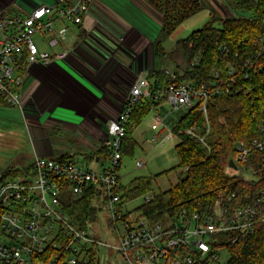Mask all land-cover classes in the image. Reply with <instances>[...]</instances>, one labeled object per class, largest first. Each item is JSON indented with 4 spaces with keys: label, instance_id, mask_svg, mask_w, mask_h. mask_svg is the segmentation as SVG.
Instances as JSON below:
<instances>
[{
    "label": "built area",
    "instance_id": "2783aa9c",
    "mask_svg": "<svg viewBox=\"0 0 264 264\" xmlns=\"http://www.w3.org/2000/svg\"><path fill=\"white\" fill-rule=\"evenodd\" d=\"M94 1L58 0L25 17L0 13V104L22 109L25 71L64 61L72 52V48L53 53L40 51L33 37H46V45L52 50L61 47L67 40V25H81ZM55 21L64 24L56 28ZM21 62L23 75H19ZM196 64L197 60H193L192 65ZM247 65L241 69L231 67L225 78L215 71L208 86L198 87L184 83L158 88L150 85L147 76L138 75L118 115L108 122L106 133L98 140L96 152L106 150L108 154L106 169L94 172L74 162L35 157L27 173L0 182V264H78L86 250L97 247L114 253L117 259L113 264H218L219 253L227 251L226 245L237 244L253 235L257 226L264 225V192L259 193L254 204H241L231 194L225 204L215 205L209 214L180 210L150 223L140 214L124 210L125 191L118 173L122 139L137 105L163 103L173 109H195L202 118V127L191 126L186 133L208 150V100L221 95H251L253 87L243 83L249 80L244 70ZM263 121L258 125L260 139L234 145L235 158L231 161L235 167L244 163L253 150L264 153ZM135 167L142 169L144 163L137 162ZM89 190L98 193L97 199L109 220L121 224L122 234L115 230L114 246L96 241L87 229H78L64 211V191L77 199ZM150 200L151 196H147L144 204Z\"/></svg>",
    "mask_w": 264,
    "mask_h": 264
},
{
    "label": "trees",
    "instance_id": "16d2710c",
    "mask_svg": "<svg viewBox=\"0 0 264 264\" xmlns=\"http://www.w3.org/2000/svg\"><path fill=\"white\" fill-rule=\"evenodd\" d=\"M160 16V35L152 44L153 58L165 55L162 41L172 36L186 20L202 11L200 0H143ZM234 16L210 21L201 29L192 32L186 39L176 43L186 62L183 75L175 80L166 79L159 70H153L148 80L150 85L161 88L170 84H192L208 86L213 73L219 72L225 78L231 67L249 73L251 95H221L208 100L207 110L211 128L203 148L200 143L187 135V130L196 125L202 127V118L195 109L188 110L172 129L178 139L175 146L177 165L174 172L177 182L166 192L152 193V180L156 177H139L129 183L125 197L130 200L149 194L151 200L135 211L150 223L160 222L165 216H173L180 210L190 213L209 214L215 205L225 204L231 194L241 204H254L261 191L264 192V153L251 151L244 163L239 164L242 173L251 174L253 179L228 176L229 161L235 158L234 145L260 139L258 129L264 119V0H232ZM223 48H225L223 50ZM197 60L196 65L191 61ZM19 75H23V62ZM150 78V79H149ZM157 103L137 105L122 139L121 157H130L135 149L133 132ZM264 125V121H263ZM98 155V154H97ZM107 151L100 150L98 161L106 162ZM58 162H74L73 157H61ZM7 177H1L2 182ZM66 188V186H65ZM98 193L89 190L74 199L66 191L62 194L64 211L78 229L86 230L95 218L93 202ZM128 200V199H127ZM264 208V203H263ZM111 226L110 222H108ZM115 230V226L111 227ZM226 264H264V225L255 228L254 234L234 245H226ZM78 264H99L97 248L86 250Z\"/></svg>",
    "mask_w": 264,
    "mask_h": 264
},
{
    "label": "crops",
    "instance_id": "0c3cea01",
    "mask_svg": "<svg viewBox=\"0 0 264 264\" xmlns=\"http://www.w3.org/2000/svg\"><path fill=\"white\" fill-rule=\"evenodd\" d=\"M57 1L0 0V13L25 17L30 11L55 5ZM54 15L55 10L51 17ZM63 24L55 21L56 28ZM67 26V40L61 47L50 49L44 36H39L44 46L36 44L40 51L49 53L72 48L70 56L50 66H32L24 74L21 93L26 107L23 113L17 109L26 121L29 165L35 157H73L74 163L92 161L103 168L106 162L97 160L98 140L106 133L108 122L118 115L136 77L146 76L147 68L152 67V44L160 35V16L143 0H95L81 25ZM157 105L162 114L156 116L151 126V131L157 133L149 138V144L160 140L161 145L167 137L176 138L172 129L188 110ZM6 108L12 107L0 104V110ZM167 127L169 131L163 137ZM15 131L0 130L11 137L17 134ZM121 178L119 175L123 187Z\"/></svg>",
    "mask_w": 264,
    "mask_h": 264
},
{
    "label": "rangeland",
    "instance_id": "374dc122",
    "mask_svg": "<svg viewBox=\"0 0 264 264\" xmlns=\"http://www.w3.org/2000/svg\"><path fill=\"white\" fill-rule=\"evenodd\" d=\"M203 9L197 15L186 20L175 33L170 37H165L162 41V48L165 51V55L159 54L153 58L152 67L147 68L146 76L150 77L152 71L159 70L166 79L175 80L178 76H182L184 70L186 69V62L183 58L182 52L177 49L174 55H170L176 49V43L178 41L186 39L192 32H195L203 28L211 18L214 20L220 18H229L234 16L231 11L233 2L232 0H200ZM39 36H34L33 41L37 43L40 47L44 46L41 42ZM72 41L69 39L68 43ZM71 45V44H70ZM193 61V60H192ZM191 61V63H192ZM161 65V66H159ZM150 79V78H149ZM184 84V83H183ZM127 94V93H126ZM126 97V96H125ZM125 99V98H124ZM23 105L20 112H24ZM169 108L168 106H166ZM159 105L155 108L153 107L150 113L145 117L144 123L142 122L133 132L132 138L137 143L132 156L124 157L122 160V165L118 171L121 178L122 191H125V195L129 191V183L139 177H155L152 180L150 194H159L169 190L176 182L177 177L174 172H167L166 174L160 175L163 172L169 171L171 168L177 165V158L175 154V146L178 143L177 138L167 137L164 139L162 144H149V138L155 135L157 131H151V126L155 123V118L157 115L161 116V112L157 111ZM17 108H6L0 110V129L5 132L6 128L10 130H16L18 134L14 136H3L0 138V178L7 177L6 179H11L21 176L23 173H27L29 168V153L25 148L26 141H28V136L26 132V121L22 118V115ZM6 127V128H5ZM160 129H163L160 127ZM159 130V129H158ZM168 127L165 128L163 132V137L168 133ZM144 142H147L146 144ZM153 148V149H152ZM58 150V149H57ZM209 153V148L207 150ZM99 155V152H96ZM137 162H143L146 164L145 168L137 169L135 164ZM28 165L30 167H28ZM75 165L80 168H85L90 171L99 172L103 168H107L108 164L105 163L104 167L96 165L92 161L85 162L84 160L75 161ZM226 174L228 176H240L242 175L246 179H253L251 174L242 173L241 168L237 165L235 170L227 169ZM5 180V179H4ZM123 195V203L125 199V208L127 212H133L137 216L139 213L135 211L138 207L144 204V200L148 195L130 200ZM128 199V200H127ZM93 206L96 209L95 218L89 224L87 231L88 233L98 242L106 245H112L117 243L116 231L119 235L122 234L121 224L113 223L109 220L108 215L104 211L99 199L93 202ZM111 226L109 225V223ZM115 226V230L112 226ZM97 258L99 264H113L117 259L114 253L103 247H97ZM228 260V252L223 250L219 253L218 264H226Z\"/></svg>",
    "mask_w": 264,
    "mask_h": 264
},
{
    "label": "water",
    "instance_id": "95a60500",
    "mask_svg": "<svg viewBox=\"0 0 264 264\" xmlns=\"http://www.w3.org/2000/svg\"><path fill=\"white\" fill-rule=\"evenodd\" d=\"M228 169H231V170H235L236 169V167L234 166L232 161H229Z\"/></svg>",
    "mask_w": 264,
    "mask_h": 264
}]
</instances>
